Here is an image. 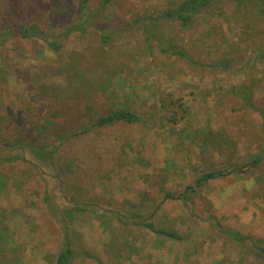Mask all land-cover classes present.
Listing matches in <instances>:
<instances>
[{
	"label": "rangeland",
	"instance_id": "rangeland-1",
	"mask_svg": "<svg viewBox=\"0 0 264 264\" xmlns=\"http://www.w3.org/2000/svg\"><path fill=\"white\" fill-rule=\"evenodd\" d=\"M182 1L114 0L108 18L140 23L115 32L109 45L89 30L72 34L58 53L41 42L19 40L0 50V122L9 123L0 134L4 139L52 145L61 124L87 125L116 109L143 119L72 138L49 172L25 160L0 163V264H53L63 238L50 204L83 211L75 216L77 248L103 264H261L252 249L221 236L215 222L264 239V163L236 172L264 149L261 118L229 94L234 85L253 84L255 102L264 108V16L254 0L246 9L214 4L186 29L157 20ZM90 2L95 9L101 0ZM77 9V0H0V29L35 20L58 35L75 22ZM145 29L200 63L229 58L234 67L224 73L193 70L161 54L156 41L151 54ZM78 82L80 89L71 86ZM56 98L64 102L59 133L57 126L38 125L43 116L58 113ZM90 100L87 110L83 105ZM214 170L234 174L189 194L191 208L163 201L168 193L183 195L201 174ZM131 203L145 207L131 209ZM117 214L152 215L157 225L179 230L187 240L124 225Z\"/></svg>",
	"mask_w": 264,
	"mask_h": 264
},
{
	"label": "trees",
	"instance_id": "trees-1",
	"mask_svg": "<svg viewBox=\"0 0 264 264\" xmlns=\"http://www.w3.org/2000/svg\"><path fill=\"white\" fill-rule=\"evenodd\" d=\"M77 1L78 9L75 22L68 26L60 34L51 36L45 30H43L35 20L27 23H10L4 28L0 29V50L6 47L10 42L19 40L27 42H41L45 44L52 52L58 53L63 48V43L72 34H86L89 30L99 33L101 43L104 45H109L114 38L115 32L123 30L124 27L131 28L134 25L140 23L136 21L133 24H119V21H117L116 19L108 18L106 15V11L114 0H101L98 7L95 9L91 8V0ZM221 2H230L238 8L246 9L254 2V0H183L177 8L164 11L157 20L159 22L161 21L167 23H176L182 29H186L190 27L195 19L199 17L203 12H205L208 8H210L214 4ZM257 3L259 6L260 14L264 16V0H257ZM143 32L147 38L146 44L148 45V50L151 52V54L153 53L151 43L153 41H156L157 50L161 54L169 57H176L186 62L193 70H200L202 72L210 70L215 73H224L234 67L235 62L233 61V59L229 58H220L211 63H200L196 61L186 50L175 45L172 41L165 39L164 37L152 36L149 33V29H145ZM79 83L80 82H78L76 85H74L75 83H73V85H70L72 87H75ZM229 94L240 101L242 109H248L260 116L261 131L264 137V108L258 106L255 102L253 84L234 85L230 88ZM55 101L56 102L54 106L57 108L58 113H54L53 117H50L49 115L48 117L43 116L38 125H44L45 127L47 124L48 128L50 126H57V129H55L54 131L58 132V130H60L58 129L59 123H56V121L59 120V117L57 116L59 114L61 116V109L63 108L64 102L61 101V99L57 98ZM87 104L93 105L91 100L86 102L83 107L85 106V109L87 110L89 108ZM83 107H81V109H83ZM142 122V117L137 113L126 109H116L107 113H103L97 117H93V120L90 121L87 125H79L70 128L65 127V124H61V126L63 127V131H61V129L59 131L60 133L58 132L59 134L52 138L55 140L54 142H52V145L30 143L29 140H17L11 142L10 140L4 139L2 138V136H0V163H13L20 160H25L31 163L39 171L49 172L50 169H55L59 166V159L61 157V155L59 154L60 149L66 144V142L70 141L72 138H80L96 129L107 128L119 123L138 124ZM8 125L9 123L6 121L0 122V134L8 132ZM34 126H36V124ZM20 132L23 135L24 132ZM25 136L26 134L23 135V137ZM57 142L59 144L56 145ZM76 160H78V158H76ZM262 163H264V149L257 154L251 155L248 159V162L244 164V166L239 167L236 172L247 173L259 167ZM56 171L57 178L61 179L62 182H64L63 178L59 175L58 170ZM231 174H234V172L221 170L205 172L197 178L194 186L191 185L186 189L183 195L174 196L171 193H168L164 197L163 201H181L185 204L186 207L191 208L192 206L190 203L189 194L195 192L197 188L207 185L211 181L226 178ZM49 201L50 200L47 199V202ZM133 206H136L138 209H143V207H145L142 204L134 205L131 203V209L133 208ZM50 208L53 218L60 226L61 235L63 238L61 250L56 255L53 264H74L78 259H91L95 260L98 264H103L98 257L94 256L93 253H91V251L77 248V246L79 245L80 234L79 229L77 230V228L74 227L76 222L75 216L79 213H82L83 211L78 209L77 207L75 210L65 208L62 209L61 207H55V205L53 204H50ZM147 211L150 212L149 210ZM116 217L118 219V222L124 225H131L141 228L157 237H162L167 240L177 242H184L187 240V237L184 236L181 231L169 230L165 227L157 225L156 222L152 219V215L150 217H145L144 214L123 217V215L117 214ZM215 227L218 233L221 234V236L230 238L233 243L241 246L244 249H252L257 255V258L260 260L261 264H264V239L255 238L252 236H244L238 231L223 226L219 221L215 222Z\"/></svg>",
	"mask_w": 264,
	"mask_h": 264
}]
</instances>
